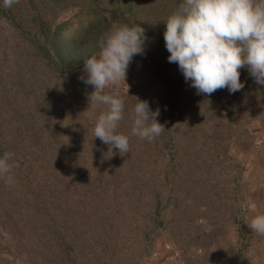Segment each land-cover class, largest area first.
<instances>
[{"label":"trees","instance_id":"obj_1","mask_svg":"<svg viewBox=\"0 0 264 264\" xmlns=\"http://www.w3.org/2000/svg\"><path fill=\"white\" fill-rule=\"evenodd\" d=\"M181 3L19 0L5 8L0 0V157L12 156L11 172L0 175V214L18 226L16 247L29 264H142L161 239L175 251L170 264H208L209 245L235 220L229 152L247 145L264 85L244 67L240 91L197 94L164 40ZM68 13L79 16L72 32ZM125 24L143 27L146 39L126 79L104 90L123 98L118 131L129 137V152L112 155L94 137L107 106H90L94 88L81 69L100 38ZM137 98L159 109L165 127L151 141L132 135ZM56 105L65 121L53 119Z\"/></svg>","mask_w":264,"mask_h":264},{"label":"clouds","instance_id":"obj_2","mask_svg":"<svg viewBox=\"0 0 264 264\" xmlns=\"http://www.w3.org/2000/svg\"><path fill=\"white\" fill-rule=\"evenodd\" d=\"M15 3L19 0H3L5 8ZM165 23L168 61L178 64L197 94L211 95L224 88L230 93L240 91L244 88L240 80L244 67L258 85H264V0H182ZM145 39L140 25L114 26L100 38L99 53L84 60L87 76L81 79L94 88L88 96L90 106H107L96 119L94 137L108 145L112 155L113 149L120 154L129 152V137L118 131L123 98L104 90L126 79L133 57L143 54ZM137 100L132 135L151 141L165 130L157 120L159 109L152 111L147 101ZM11 159L7 152L0 157V175L11 172ZM8 179L11 182L10 176ZM247 206L253 213L247 226L264 237V213L257 212L251 199Z\"/></svg>","mask_w":264,"mask_h":264},{"label":"rangeland","instance_id":"obj_3","mask_svg":"<svg viewBox=\"0 0 264 264\" xmlns=\"http://www.w3.org/2000/svg\"><path fill=\"white\" fill-rule=\"evenodd\" d=\"M72 14L63 17L70 19L68 32L74 30L79 19ZM81 72L86 74L84 68ZM260 108L263 110L261 118L251 122L252 135L248 136L247 145L229 152L235 161L232 173L237 177L234 182L237 189L236 218L226 220L220 234L209 245L208 264H264V237L252 233L247 226L253 215L248 210L249 199L256 203L257 212L264 213V98L260 101ZM64 110L56 105L51 113L53 119L65 121ZM225 111L223 107L224 116ZM19 234L15 221L5 213L0 214V260L8 264H29L26 253L16 247ZM175 255L169 240L161 239L143 258L142 264H170Z\"/></svg>","mask_w":264,"mask_h":264}]
</instances>
